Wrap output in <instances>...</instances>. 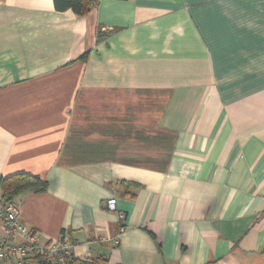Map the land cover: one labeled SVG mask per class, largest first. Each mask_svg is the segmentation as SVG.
Masks as SVG:
<instances>
[{
	"label": "crops",
	"instance_id": "0c3cea01",
	"mask_svg": "<svg viewBox=\"0 0 264 264\" xmlns=\"http://www.w3.org/2000/svg\"><path fill=\"white\" fill-rule=\"evenodd\" d=\"M21 173L48 183L21 222L75 259L264 264V0H0V179Z\"/></svg>",
	"mask_w": 264,
	"mask_h": 264
},
{
	"label": "built area",
	"instance_id": "2783aa9c",
	"mask_svg": "<svg viewBox=\"0 0 264 264\" xmlns=\"http://www.w3.org/2000/svg\"><path fill=\"white\" fill-rule=\"evenodd\" d=\"M110 212L117 211V200L107 203ZM19 206L11 202L0 206V222L5 235L0 236V264H66L74 258L72 241L64 235L44 241L41 234L27 228L20 220ZM121 221L126 216L119 214Z\"/></svg>",
	"mask_w": 264,
	"mask_h": 264
},
{
	"label": "trees",
	"instance_id": "16d2710c",
	"mask_svg": "<svg viewBox=\"0 0 264 264\" xmlns=\"http://www.w3.org/2000/svg\"><path fill=\"white\" fill-rule=\"evenodd\" d=\"M101 0H54L56 8L61 11H73L79 16H85L91 12ZM87 56H83L81 59L86 60ZM126 186L127 184L121 183ZM128 186V185H127ZM48 190L47 181L43 180L39 176L29 174H16L10 177H2L0 179V194L1 203L0 206L5 207L11 202H16V199L26 193H44ZM66 264H109L106 259H75L73 258Z\"/></svg>",
	"mask_w": 264,
	"mask_h": 264
},
{
	"label": "rangeland",
	"instance_id": "374dc122",
	"mask_svg": "<svg viewBox=\"0 0 264 264\" xmlns=\"http://www.w3.org/2000/svg\"><path fill=\"white\" fill-rule=\"evenodd\" d=\"M33 231V230H32ZM36 232V231H35ZM58 238V237H57ZM56 239V238H55ZM74 247H75V243L74 242H72V249H74ZM72 252H73V250H72Z\"/></svg>",
	"mask_w": 264,
	"mask_h": 264
}]
</instances>
